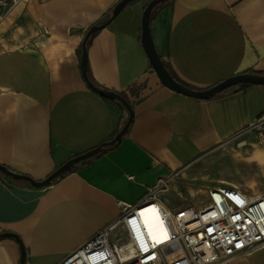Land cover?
<instances>
[{"label": "crops", "instance_id": "1", "mask_svg": "<svg viewBox=\"0 0 264 264\" xmlns=\"http://www.w3.org/2000/svg\"><path fill=\"white\" fill-rule=\"evenodd\" d=\"M119 1L20 0L0 16V165L43 181L124 127L127 111L91 90L80 65L85 34ZM150 1L130 3L88 42L90 80L134 109L122 141L47 187L0 172V235L20 237L25 264H59L114 222L120 203L140 202L162 181L169 187L158 200L168 208L163 196L181 179L216 173L213 188H237L240 175L246 187L262 186L264 151L255 134L239 135L263 116L264 86L210 100L166 88L141 42ZM151 32L167 68L192 88L264 74V0H169L153 11ZM144 224L151 235L156 219ZM20 262L19 243L1 238L0 264ZM230 264H264V248Z\"/></svg>", "mask_w": 264, "mask_h": 264}, {"label": "built area", "instance_id": "2", "mask_svg": "<svg viewBox=\"0 0 264 264\" xmlns=\"http://www.w3.org/2000/svg\"><path fill=\"white\" fill-rule=\"evenodd\" d=\"M251 133L264 149V114L239 136ZM168 187L162 181L140 202L120 203V216L59 264H230L264 248V194L217 187L201 207L170 209L158 200ZM151 208L161 220L158 240L144 224Z\"/></svg>", "mask_w": 264, "mask_h": 264}, {"label": "water", "instance_id": "3", "mask_svg": "<svg viewBox=\"0 0 264 264\" xmlns=\"http://www.w3.org/2000/svg\"><path fill=\"white\" fill-rule=\"evenodd\" d=\"M134 1L136 0H120L113 8L112 16L110 20H108L106 23H103V24H95L89 28V30L85 34V37L82 43V54H81V62H80L83 78L85 79L90 89L107 100L117 101L127 111L128 119L124 127L117 133V135L112 141L106 142L98 146L97 148L90 150L86 153L75 156L74 158L70 159L68 162L63 164L53 174H51L47 179L43 181H36L29 176L16 174L10 171L6 166H2V165H0V172H2L8 177H11L12 179L16 181L29 182L30 184H32L33 186L37 188L47 187V186H50L57 178L64 175L72 167L94 158L95 156L104 152L106 147L113 146L117 143L119 144L122 141L123 137L125 136V134L129 130V127L134 121V109L131 103L129 102V100L125 98L122 94L100 88L96 86L90 80L89 75H88V42L94 34L104 29L109 24L110 21L115 19L130 3ZM167 1L169 0H151L149 4L146 6L143 12V16H142V36H141L142 46L150 61V64L153 70L155 71V73L157 74L158 78L160 79L161 83L166 88H168L169 90L177 94H181L183 96H187V97H191V98H195L199 100H210L222 94L226 90L240 86V85H263L264 86V74L257 73V72H248V73H243V74L233 76L207 89L192 88L178 81L169 71L166 64L162 60V58L159 56L157 49L155 47V44L152 38V32H151V16H152L153 11L159 5ZM4 237L14 238L19 243L20 248H21L20 264H25L26 263V252H25V248L23 246V243L20 237L13 233H4L0 235V239Z\"/></svg>", "mask_w": 264, "mask_h": 264}, {"label": "rangeland", "instance_id": "4", "mask_svg": "<svg viewBox=\"0 0 264 264\" xmlns=\"http://www.w3.org/2000/svg\"><path fill=\"white\" fill-rule=\"evenodd\" d=\"M19 1L20 0H0V16L10 10ZM247 135L243 136L241 138V141L247 140V138H249L247 137ZM253 145L254 143L251 144V146H248L254 148ZM262 150L264 151L263 148ZM216 179V173H212L210 180H206L201 177L178 180L176 183L178 184L179 190L177 192H175L174 190L167 192L166 194H164L163 199L171 205V209H178L186 206L201 207L208 201L207 191L218 185ZM232 179L234 180L233 182L235 184L240 185V187L237 188L241 190L244 189L247 193L251 195H255V193L259 192H264V190H259L262 188L264 189V181L262 182V186L258 189L257 187H246L245 181L241 178L240 175H234L232 176ZM154 229L155 226L153 227V231ZM115 234L116 233H112L111 239H114Z\"/></svg>", "mask_w": 264, "mask_h": 264}, {"label": "bare ground", "instance_id": "5", "mask_svg": "<svg viewBox=\"0 0 264 264\" xmlns=\"http://www.w3.org/2000/svg\"><path fill=\"white\" fill-rule=\"evenodd\" d=\"M143 217H144V219L147 217H151V218L156 219L155 229L150 236L153 240H158L157 239L158 233L162 231V225H161V220H160L159 215L156 213L155 209L151 208L149 211V214H147L145 212L143 213Z\"/></svg>", "mask_w": 264, "mask_h": 264}, {"label": "trees", "instance_id": "6", "mask_svg": "<svg viewBox=\"0 0 264 264\" xmlns=\"http://www.w3.org/2000/svg\"><path fill=\"white\" fill-rule=\"evenodd\" d=\"M97 34V33H96ZM95 35V34H94ZM93 35V36H94ZM172 73V72H171ZM88 75H89V73H88ZM172 75L178 80V81H180L173 73H172ZM90 78V77H89ZM181 82V81H180ZM248 86H250V85H240V86H237V87H234V88H231V89H228V90H226L225 92H223L222 94H224V93H227V92H229V91H232V90H234V89H236V88H240V89H242V88H246V87H248ZM124 96V95H123ZM125 98H127L126 96H124ZM119 105L122 107V105L119 103ZM118 145V143L117 144H115V145H113V146H109V147H106L105 148V151L104 152H106V151H108L109 149H111V148H113V147H115V146H117ZM104 152H102V153H104ZM97 157V156H96ZM90 162V160H88V161H86V162H83V166L84 165H86V164H88ZM79 167V165H76V166H74V167H72L69 171H67L64 175H62V176H65V175H68V174H70V173H72V172H74V171H76L77 170V168Z\"/></svg>", "mask_w": 264, "mask_h": 264}]
</instances>
